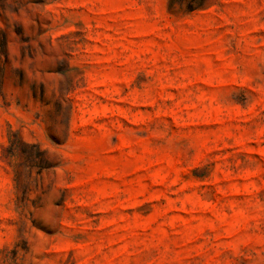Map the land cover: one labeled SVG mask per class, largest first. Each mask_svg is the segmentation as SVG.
I'll list each match as a JSON object with an SVG mask.
<instances>
[{
	"label": "rangeland",
	"instance_id": "rangeland-1",
	"mask_svg": "<svg viewBox=\"0 0 264 264\" xmlns=\"http://www.w3.org/2000/svg\"><path fill=\"white\" fill-rule=\"evenodd\" d=\"M0 264H264V0H0Z\"/></svg>",
	"mask_w": 264,
	"mask_h": 264
}]
</instances>
